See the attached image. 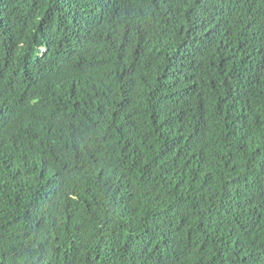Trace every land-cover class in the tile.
<instances>
[{"label": "trees", "instance_id": "1", "mask_svg": "<svg viewBox=\"0 0 264 264\" xmlns=\"http://www.w3.org/2000/svg\"><path fill=\"white\" fill-rule=\"evenodd\" d=\"M0 264H264V0H0Z\"/></svg>", "mask_w": 264, "mask_h": 264}]
</instances>
